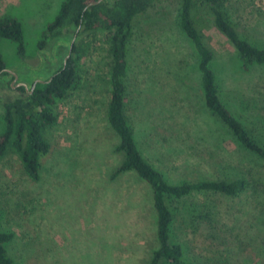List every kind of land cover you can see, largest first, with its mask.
<instances>
[{"label": "rangeland", "instance_id": "374dc122", "mask_svg": "<svg viewBox=\"0 0 264 264\" xmlns=\"http://www.w3.org/2000/svg\"><path fill=\"white\" fill-rule=\"evenodd\" d=\"M63 0H0V17L23 27L24 52L0 40L9 74L0 78L3 102L44 81L70 55L74 29L38 42ZM242 37L264 47V0H226ZM178 0H154L134 21L128 45L126 113L143 156L171 182L245 178L236 196L192 194L211 223L187 226L178 213L172 241L196 264H264V162L244 149L206 108L198 55L177 24ZM203 17L210 19L207 13ZM222 99L245 125L264 134V65L247 70L234 46L210 20L202 25ZM109 33L84 36L77 78L66 97L50 105L55 117L43 128L49 144L39 178L31 179L9 145L0 156V230L18 264H147L157 247L149 186L130 171L112 177L122 160L119 139L107 122L110 97ZM76 56V55H75ZM13 76V77H11ZM204 209V210H205ZM159 264H169L163 260Z\"/></svg>", "mask_w": 264, "mask_h": 264}, {"label": "trees", "instance_id": "16d2710c", "mask_svg": "<svg viewBox=\"0 0 264 264\" xmlns=\"http://www.w3.org/2000/svg\"><path fill=\"white\" fill-rule=\"evenodd\" d=\"M63 0L54 16L42 31L38 42L43 48L48 40L65 35L72 28L77 39L72 43L70 55L65 62L43 82L37 81L27 90L18 87L21 94L3 102L4 131L0 135V156L11 145L18 153L27 175L37 180L41 157L47 153L49 144L43 135V128L54 122L50 105L66 97L77 78V57L84 51V36L97 31L109 33L108 52L110 56V97L106 119L119 139L117 150L123 155L112 177L134 172L144 181L152 194L155 211L157 247L152 251L147 264H196L185 254L184 247L172 241L175 218L180 213L187 226L197 221L211 223L214 209L200 210L197 202L186 204L185 200L195 193L217 192L227 196L242 193L248 181L245 178H199L169 181L164 173L149 162L137 146L134 131L126 113L128 94L127 68L128 45L135 19L144 13L154 0ZM177 24L191 41L198 55V70L202 97L206 108L230 131L235 140L246 150L253 152L264 162V134L252 126L245 125L237 112H233L222 99L220 85L211 67L212 50L203 38L202 25L208 20L222 33L237 51L244 69L252 64L264 65V47L251 43L242 37L236 22L227 10L226 0H178ZM210 19L203 17V13ZM17 43L18 54L24 52L22 23L13 16L0 17V40ZM76 55V56H75ZM0 51V78L9 74ZM13 77V76H11ZM12 232L0 230V264H18L8 252L7 244Z\"/></svg>", "mask_w": 264, "mask_h": 264}, {"label": "water", "instance_id": "95a60500", "mask_svg": "<svg viewBox=\"0 0 264 264\" xmlns=\"http://www.w3.org/2000/svg\"><path fill=\"white\" fill-rule=\"evenodd\" d=\"M101 0H95V1H93V2H91L90 3V5H92V4H96V3H99ZM67 57H68V55H67ZM66 57V58H67ZM66 58H65V60H66ZM65 62V61H64ZM4 70H6V71H9V70H7V69H4ZM41 82H43V81H41ZM35 84V83H34ZM34 84L32 85V88L34 87ZM24 87H26L25 85H23Z\"/></svg>", "mask_w": 264, "mask_h": 264}]
</instances>
